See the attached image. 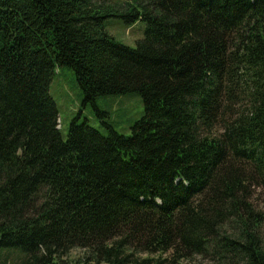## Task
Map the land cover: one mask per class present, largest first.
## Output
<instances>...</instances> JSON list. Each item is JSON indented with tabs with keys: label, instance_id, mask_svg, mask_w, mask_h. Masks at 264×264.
I'll return each instance as SVG.
<instances>
[{
	"label": "trees",
	"instance_id": "1",
	"mask_svg": "<svg viewBox=\"0 0 264 264\" xmlns=\"http://www.w3.org/2000/svg\"><path fill=\"white\" fill-rule=\"evenodd\" d=\"M63 67L84 106L139 93L132 134L64 140ZM261 187L264 0H0V264H264Z\"/></svg>",
	"mask_w": 264,
	"mask_h": 264
},
{
	"label": "rangeland",
	"instance_id": "2",
	"mask_svg": "<svg viewBox=\"0 0 264 264\" xmlns=\"http://www.w3.org/2000/svg\"><path fill=\"white\" fill-rule=\"evenodd\" d=\"M108 32L120 43L130 47H135L137 41L145 34L146 25L138 21L135 24H127L123 19L111 17L105 23ZM50 94L54 99L61 122V135L67 140L70 126L75 118L81 113L78 122L83 117L88 119V124L101 131H107V126L113 127L116 131L124 135L132 134V127L144 115V102L139 93L133 92L125 95L102 96L96 99L95 106L106 115L99 117L93 104L83 105V92L77 84L76 76L72 68H57L49 86ZM106 125H105V124ZM60 128V125L59 127ZM253 202L264 209V187L257 188ZM83 253L74 251L68 259H64L59 264H68L74 261L78 264H88L82 259ZM6 254H2V259ZM10 258H17L10 255Z\"/></svg>",
	"mask_w": 264,
	"mask_h": 264
}]
</instances>
